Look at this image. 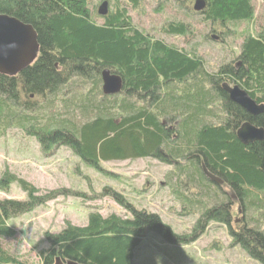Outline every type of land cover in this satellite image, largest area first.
I'll list each match as a JSON object with an SVG mask.
<instances>
[{
	"label": "trees",
	"instance_id": "1",
	"mask_svg": "<svg viewBox=\"0 0 264 264\" xmlns=\"http://www.w3.org/2000/svg\"><path fill=\"white\" fill-rule=\"evenodd\" d=\"M105 1L109 12L101 17L90 0H0V14L33 26L40 45L31 67L15 77L0 74V140L20 131L36 140L42 152L67 148L105 176L111 174L103 162L160 161L172 167L167 185L182 207L180 215L197 221L177 233L158 214L105 188L94 198L111 197L127 216L103 217L92 211L85 226L67 222L59 233L46 232L43 264H51L49 257L54 264L59 258L79 264H134L135 252L148 236L173 247L190 246L212 222L226 227L232 247L264 264V141L245 146L237 138L247 122L264 128V115L251 116L222 90L224 83L237 85L264 104V25L243 39L233 61L210 72L196 50L168 45L133 24L129 9H141L145 0ZM153 1L200 16L212 32L255 17L252 0H205L201 13L192 11L196 0ZM161 32L185 37L189 25L166 22ZM104 70L122 78L119 94H103ZM78 81L81 91L73 92ZM202 165L224 185L211 182ZM12 185L27 199L0 200V237L15 233L16 219L60 197L87 198L67 189L44 193L5 170L0 192L9 193ZM227 191L239 198L240 220ZM211 247L219 250L217 242ZM0 264L21 263L0 248Z\"/></svg>",
	"mask_w": 264,
	"mask_h": 264
},
{
	"label": "rangeland",
	"instance_id": "2",
	"mask_svg": "<svg viewBox=\"0 0 264 264\" xmlns=\"http://www.w3.org/2000/svg\"><path fill=\"white\" fill-rule=\"evenodd\" d=\"M103 1L90 0L91 9L98 11ZM252 4L254 20L232 23L214 32L200 16L172 5L165 7L153 0H145L139 10L129 9V16L144 33L187 52L196 50L207 69L216 72L222 64L233 61L240 54L243 39L248 34H256L264 25V0H252ZM193 6L194 3L191 4L192 11ZM171 21L188 23V35L163 34L161 27ZM81 85L78 81L71 86L73 92L81 91ZM102 166L111 176L88 168L67 148L44 153L36 140L20 131H10L0 140V177L9 170L44 193L67 189L81 192L87 198L60 197L45 208L16 219L13 222L15 233L0 237V248L21 264H43L45 260L40 252L48 248L43 240L46 232L59 233L67 222L85 226L92 211L103 217L113 214L127 216L111 197L94 198V195L104 193L105 188L114 189L139 209L158 214L177 233L189 230L196 223V216L180 215L182 207L167 185L171 166L151 158L103 162ZM1 199L25 201L27 194L18 185H12L9 193L0 192ZM235 199L231 200L236 206L235 211L237 206L241 210V214L236 213V219L240 220L243 209L237 195ZM214 242L219 250L211 247ZM135 256L134 264H261L249 258L240 247H232L226 227L214 222L199 241L185 247L170 246L152 234L142 242ZM47 263L54 264L53 259L49 257Z\"/></svg>",
	"mask_w": 264,
	"mask_h": 264
},
{
	"label": "water",
	"instance_id": "3",
	"mask_svg": "<svg viewBox=\"0 0 264 264\" xmlns=\"http://www.w3.org/2000/svg\"><path fill=\"white\" fill-rule=\"evenodd\" d=\"M205 0H196L193 10L201 13L206 9ZM109 12V2H103L98 14L105 17ZM40 54L38 34L33 26L20 21L15 17L0 14V74L15 77L32 66ZM102 77V92L106 96L119 94L123 89V80L120 76L104 70ZM222 90L227 93L229 100L245 110L251 116L264 115V104H258L245 90L237 85L224 83ZM238 140L245 146L264 141V128L251 123L243 124L237 131ZM204 175L218 186H223L222 179L210 173L205 165H202ZM231 199L236 201L234 193H229ZM237 214H241L238 210ZM55 264H79L73 261L64 262L60 258Z\"/></svg>",
	"mask_w": 264,
	"mask_h": 264
},
{
	"label": "bare ground",
	"instance_id": "4",
	"mask_svg": "<svg viewBox=\"0 0 264 264\" xmlns=\"http://www.w3.org/2000/svg\"><path fill=\"white\" fill-rule=\"evenodd\" d=\"M202 215V214H201Z\"/></svg>",
	"mask_w": 264,
	"mask_h": 264
}]
</instances>
